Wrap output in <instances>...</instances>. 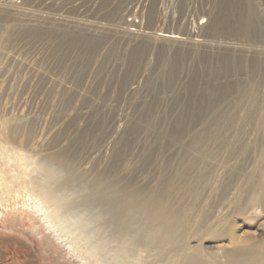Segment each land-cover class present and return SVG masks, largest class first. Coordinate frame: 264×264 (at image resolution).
<instances>
[{
    "label": "rangeland",
    "instance_id": "rangeland-1",
    "mask_svg": "<svg viewBox=\"0 0 264 264\" xmlns=\"http://www.w3.org/2000/svg\"><path fill=\"white\" fill-rule=\"evenodd\" d=\"M229 1L2 0L0 128L35 122L41 146L64 149L76 172L111 168L151 186L171 177L189 189L180 242L136 246L118 264H182L187 256L225 264L213 241L229 237L238 217L264 213V191L250 186L264 180V29L240 25L249 5L264 22V0L234 2L233 25L221 20ZM93 20L103 27H89ZM154 32L236 44L172 42ZM39 82L47 85L41 93ZM31 140L0 134L1 143L30 155L22 167L41 177ZM35 197L12 191L0 199V264H100L86 251L95 222L66 217L51 232L29 211ZM247 245L264 264V235Z\"/></svg>",
    "mask_w": 264,
    "mask_h": 264
},
{
    "label": "bare ground",
    "instance_id": "bare-ground-1",
    "mask_svg": "<svg viewBox=\"0 0 264 264\" xmlns=\"http://www.w3.org/2000/svg\"><path fill=\"white\" fill-rule=\"evenodd\" d=\"M236 1L238 0H230L225 5V11L221 17L222 23L233 25ZM4 6L5 4L0 0V8ZM240 25L246 31H249L251 27L264 29V22L256 16L250 5L241 10ZM130 26L134 24H128L126 30L129 32L134 30ZM89 27L98 29L103 27V24L93 20L89 21ZM31 35L33 34L28 33L26 37L30 36L29 39H32ZM154 35L172 42L194 41L203 44L214 42L200 35L190 38L172 32H154ZM34 37L40 38L38 34H34ZM73 37L78 40H89L96 45L94 40L85 36L74 35ZM214 43L221 48H232L236 44L230 40ZM228 63H233L232 58H228ZM46 87L47 85L42 82L37 85L39 92ZM219 91L214 90L213 96L221 92ZM24 99L23 97L21 100ZM228 120L222 119L221 123L229 122ZM2 125L0 134L7 136L13 142L22 143L28 137L32 139V142L36 141L34 144L36 150L31 154L38 159L32 163L35 169H41L42 176L32 174L31 171L27 172L28 168L22 167L26 164L20 162L31 161L30 155L21 156L16 153L12 145L0 142V151L5 155L2 159L6 162L5 168L0 164V199L12 191L34 194L37 201L29 207V211L40 214V220L54 233L58 230L55 222L62 221L66 217H73V221L78 222L79 226L83 223L82 217H85L86 221H94L95 227L89 231L95 233L97 237L93 239L87 236L86 239L90 245L88 244L86 251L100 264L121 263L136 246L161 250L180 242L187 228L189 205L185 197L189 194V189L183 190L184 187H176L171 177L165 183L151 186L137 183L133 178L123 177L111 168L93 175L89 173L86 175V170L85 173L76 172L75 169L78 166L73 168L70 155L67 156L64 149L41 146L35 122L31 120L13 124L7 122ZM26 166L28 167V163ZM188 176L189 174L186 175ZM256 178L261 182L260 185H257L259 183ZM256 178H254L256 183H251L250 186L264 191V180ZM260 200L264 205V195ZM49 208H51L50 212ZM238 218L237 227L230 236L214 240L212 246L223 252L225 264H255V252L254 255L251 251L249 252L250 245L247 244L264 235V213L253 219L243 216ZM58 236L63 237L60 234ZM182 264H201V262L193 256H187Z\"/></svg>",
    "mask_w": 264,
    "mask_h": 264
}]
</instances>
